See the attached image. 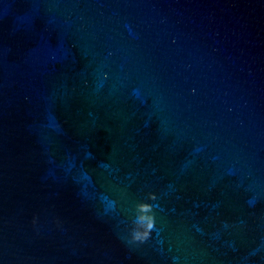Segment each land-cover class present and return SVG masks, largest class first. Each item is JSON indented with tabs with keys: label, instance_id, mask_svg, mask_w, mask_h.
Wrapping results in <instances>:
<instances>
[{
	"label": "water",
	"instance_id": "95a60500",
	"mask_svg": "<svg viewBox=\"0 0 264 264\" xmlns=\"http://www.w3.org/2000/svg\"><path fill=\"white\" fill-rule=\"evenodd\" d=\"M0 264H264V0H0Z\"/></svg>",
	"mask_w": 264,
	"mask_h": 264
},
{
	"label": "clouds",
	"instance_id": "9594fccd",
	"mask_svg": "<svg viewBox=\"0 0 264 264\" xmlns=\"http://www.w3.org/2000/svg\"><path fill=\"white\" fill-rule=\"evenodd\" d=\"M156 199H157L156 195L152 193L151 200L155 201ZM138 207L142 212L151 211L153 213L152 216H141L138 218L141 222H146V230L143 233H134L133 241H138L143 243L149 239L152 231L156 227L154 205L151 203H141L140 205H138Z\"/></svg>",
	"mask_w": 264,
	"mask_h": 264
}]
</instances>
